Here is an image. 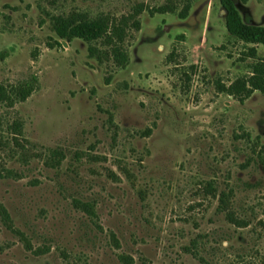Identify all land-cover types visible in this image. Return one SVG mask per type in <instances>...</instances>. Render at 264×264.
I'll return each instance as SVG.
<instances>
[{
    "label": "rangeland",
    "instance_id": "rangeland-1",
    "mask_svg": "<svg viewBox=\"0 0 264 264\" xmlns=\"http://www.w3.org/2000/svg\"><path fill=\"white\" fill-rule=\"evenodd\" d=\"M234 1L264 26V0ZM140 6L123 68L51 27ZM263 57L229 36L220 0H0V84L33 88L0 101V264H264V95L214 85Z\"/></svg>",
    "mask_w": 264,
    "mask_h": 264
},
{
    "label": "trees",
    "instance_id": "trees-1",
    "mask_svg": "<svg viewBox=\"0 0 264 264\" xmlns=\"http://www.w3.org/2000/svg\"><path fill=\"white\" fill-rule=\"evenodd\" d=\"M241 1L246 3L248 0ZM220 3L225 12V25L229 36L248 44L262 45L264 50V26H256L245 22L236 8L234 0H220ZM190 8L191 3L186 4L179 14L180 18H186ZM142 11L143 6H140L136 15L122 16L118 19L109 16L90 18L78 12H71L67 15L52 16L50 20L52 30L59 40L71 42L75 38L82 39L90 44L88 51L91 58H95L100 63L111 58L116 66L123 68L130 60L129 53L124 48V43L132 27L139 30L140 20L135 16ZM170 12H175V9L169 5L160 6L152 11V13L161 14ZM97 43L102 44L107 49H98L95 46ZM249 56L257 58L255 47L250 48ZM249 68V76L236 79L230 85H226L220 78L216 79L214 85L218 92L232 96L240 103H244L255 91L264 95V57L252 63ZM32 91L33 88L30 85L8 87L0 84V101L13 105L16 102L26 100ZM262 148L264 149V145ZM230 199V193L221 192L218 196V210L225 213L229 223L236 227H246L247 222L237 218L234 212L230 210ZM196 244L197 241L193 240L191 242L193 248L187 247L186 251L197 256L195 252ZM200 260L204 262L202 257Z\"/></svg>",
    "mask_w": 264,
    "mask_h": 264
}]
</instances>
